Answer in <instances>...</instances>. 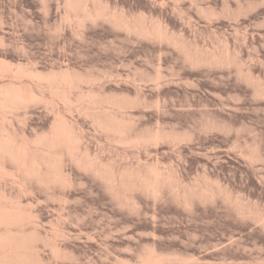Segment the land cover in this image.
I'll return each mask as SVG.
<instances>
[{
  "label": "rangeland",
  "instance_id": "obj_1",
  "mask_svg": "<svg viewBox=\"0 0 264 264\" xmlns=\"http://www.w3.org/2000/svg\"><path fill=\"white\" fill-rule=\"evenodd\" d=\"M93 3L131 21L161 22L179 45L128 32L105 19L78 25L64 19L66 0H0V59L44 73L70 69L96 78L82 89L105 101L138 102L126 109L138 130L156 129L160 122L165 131L187 138L126 149L92 117L67 112L59 102L56 111L43 103L22 109L13 129L33 140L49 133L54 111L61 112L76 129L83 128L84 147L105 163L135 168L140 158L176 169L185 184L207 183L216 191L210 197L193 194L186 205L168 189L158 198L135 190L130 196L136 205L122 206L103 181L72 163L66 166L71 187L27 181L22 192L19 185H7L12 197L20 194L21 203L35 212L42 259L46 264H137L154 248L193 264H264V223L258 219L264 215V97L254 93L258 83L264 87V0ZM181 45L204 58L228 49L243 75L235 64H193ZM55 226L65 232L56 238L58 256L48 245Z\"/></svg>",
  "mask_w": 264,
  "mask_h": 264
},
{
  "label": "bare ground",
  "instance_id": "obj_2",
  "mask_svg": "<svg viewBox=\"0 0 264 264\" xmlns=\"http://www.w3.org/2000/svg\"><path fill=\"white\" fill-rule=\"evenodd\" d=\"M92 1L66 0L67 10L64 19L71 20L73 18L78 25H83L89 20L105 19L128 32L179 45L163 23L149 24L146 21H131L125 16L122 17V15L112 12L105 5L93 3L92 6ZM182 48L186 60L193 64L201 65L205 62L218 65H240L239 60L234 55L232 56L228 49L221 50L222 53L218 52L219 55L212 54L213 58L211 55L204 58L202 56L206 54L199 56V52L193 54L187 51L184 46ZM210 57L211 59H209ZM240 67L238 68L240 69ZM242 72L243 70L240 73L242 74ZM249 76L247 79L253 80L252 77L250 80ZM5 77L6 79L9 77L11 82L0 84V264H46L37 245L40 224L35 219V212L33 213V210H29L21 203L18 199L20 194L18 198L12 197V192L9 194L5 186L19 185L22 187V192L28 190H26L27 181H35L36 185L47 188L53 185L71 187L73 184L72 178L66 170L67 163H72L79 170L91 173L103 181L109 192L122 206L136 205L130 196V193L135 190H142L154 198H158L168 189L177 200L179 199L186 205H189L190 196L192 197L193 194L210 197L216 191L213 185L207 183L204 185L196 181L191 185L185 184L180 179L181 177L177 176L176 169L162 167L159 163H143L139 158L138 166L135 168L133 166L117 168V163L114 161L105 163L98 155H92L90 150L85 148L86 146L84 147L83 128L76 129L75 124L61 112H55L57 102L62 103L67 108V112L78 111L81 115L92 117L98 128L106 133L111 141L126 149H137L144 145L158 144L161 141L176 143L187 138V135L165 131L160 122L156 129L138 130L135 121L126 114L128 113L126 109L137 106L138 102L128 100V98L106 99L107 101H105L92 89L88 91L82 89L83 84L94 83L97 81L96 78L95 80L91 76L70 69L52 70L44 73L22 63L14 65L1 58L0 78L4 80ZM23 79H27L30 83H23ZM160 79L161 73H158L155 80L159 81ZM253 83L255 82L253 81ZM259 85V83L256 85L254 93L264 97V87ZM40 103L48 107L51 106L55 110L49 133L37 135L33 140L27 139L22 134L19 136L12 127L13 119L19 117L18 112L22 109L26 110L30 105ZM158 108H160V103H158ZM253 158L257 159L258 156L254 155ZM8 164H13L16 169H9ZM238 209L243 213L241 205L238 206ZM258 219L264 223V215L259 216ZM26 226L32 228L31 233L27 234ZM56 226L53 230L54 237L48 239V245L53 254L58 256L61 251L56 238L65 232L63 233L62 229ZM114 264L131 263L117 260ZM137 264H193V261L165 256L154 248H148Z\"/></svg>",
  "mask_w": 264,
  "mask_h": 264
}]
</instances>
